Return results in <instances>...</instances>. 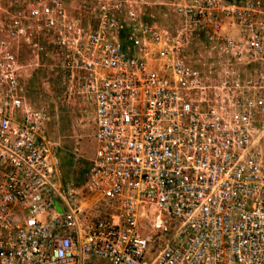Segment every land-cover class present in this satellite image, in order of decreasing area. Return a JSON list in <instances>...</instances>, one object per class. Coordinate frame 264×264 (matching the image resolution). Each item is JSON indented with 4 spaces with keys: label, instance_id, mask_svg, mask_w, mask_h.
<instances>
[{
    "label": "built area",
    "instance_id": "2783aa9c",
    "mask_svg": "<svg viewBox=\"0 0 264 264\" xmlns=\"http://www.w3.org/2000/svg\"><path fill=\"white\" fill-rule=\"evenodd\" d=\"M0 0V264H264V17L245 0H138L88 23ZM59 49L94 106L90 205L54 181L20 47ZM189 51V52H188ZM188 52V54H186Z\"/></svg>",
    "mask_w": 264,
    "mask_h": 264
},
{
    "label": "rangeland",
    "instance_id": "374dc122",
    "mask_svg": "<svg viewBox=\"0 0 264 264\" xmlns=\"http://www.w3.org/2000/svg\"><path fill=\"white\" fill-rule=\"evenodd\" d=\"M30 1L7 0L6 6L26 8ZM100 1L64 0V3L71 17L88 23ZM174 1L138 0L154 23L168 29H173L177 22ZM245 1L258 4L264 17V0ZM43 46L38 53L28 46L20 47L27 98L34 105L45 107L49 114L48 137L58 160L55 183L68 185L82 204L90 205L97 196V192L87 187V173L97 148L94 106L77 78L70 76L63 53L48 42Z\"/></svg>",
    "mask_w": 264,
    "mask_h": 264
}]
</instances>
